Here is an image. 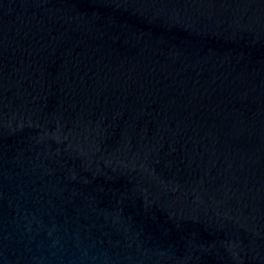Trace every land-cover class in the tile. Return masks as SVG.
I'll return each instance as SVG.
<instances>
[{
  "label": "water",
  "instance_id": "1",
  "mask_svg": "<svg viewBox=\"0 0 264 264\" xmlns=\"http://www.w3.org/2000/svg\"><path fill=\"white\" fill-rule=\"evenodd\" d=\"M0 264H264V0H0Z\"/></svg>",
  "mask_w": 264,
  "mask_h": 264
}]
</instances>
